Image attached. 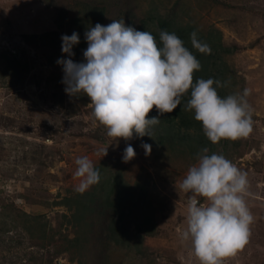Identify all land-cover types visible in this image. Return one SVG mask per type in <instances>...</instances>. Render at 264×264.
I'll use <instances>...</instances> for the list:
<instances>
[{"label":"rangeland","instance_id":"1","mask_svg":"<svg viewBox=\"0 0 264 264\" xmlns=\"http://www.w3.org/2000/svg\"><path fill=\"white\" fill-rule=\"evenodd\" d=\"M86 2L106 8L100 29L106 36L173 8L199 29L218 30L224 45L235 46L226 56L235 75L238 144L226 149L217 142L211 156L191 162L164 154L152 159V149L125 140L115 116L71 96L65 87L71 19ZM54 30L57 35L49 33ZM7 57L30 66L15 84L2 73ZM93 80L97 85L99 75ZM106 157L119 159L130 179L145 165L163 195L158 233L142 242L152 264H264V0H0V209L13 202L44 214L53 230L72 237L76 227L60 215L71 212L53 201L87 188L92 165ZM24 237L18 243L16 236L11 251L0 246V260L14 254L25 261L37 252ZM101 239L98 227L84 250L85 264H150L131 246H104ZM54 249L49 242L44 250ZM70 256L57 254L52 264L78 262Z\"/></svg>","mask_w":264,"mask_h":264},{"label":"trees","instance_id":"2","mask_svg":"<svg viewBox=\"0 0 264 264\" xmlns=\"http://www.w3.org/2000/svg\"><path fill=\"white\" fill-rule=\"evenodd\" d=\"M105 9L86 2L82 13L71 19L65 61V87L71 96L94 102L115 116L125 140L134 148L138 143L152 149V159L164 154L191 162L211 156L217 142L226 149L230 142L237 145L235 75L226 56L235 46L224 45L214 28L202 30L184 21L174 8L169 14L152 13L124 34L106 36L100 32ZM29 69L27 60L7 57L2 73L15 84ZM60 88L63 101V85ZM67 108L73 113L77 103L69 102ZM126 170L119 159L103 158L92 165L87 188L53 201L71 212L60 215L76 227L72 237L60 227L53 230L44 214L3 203L0 246L10 250L16 246V236L18 243L27 236L37 252L32 251L25 261L21 257L17 261L14 254L4 256L0 264H52L54 256L64 251L71 252V260L78 256L73 264H85L84 250L98 227L104 246L108 241L131 246L154 263L142 242L145 236L158 233L156 213L163 210L164 198L145 165H140L133 179ZM49 242L55 246L52 253L44 250Z\"/></svg>","mask_w":264,"mask_h":264}]
</instances>
